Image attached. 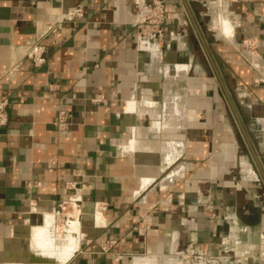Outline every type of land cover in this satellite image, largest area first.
I'll return each mask as SVG.
<instances>
[{
    "label": "crops",
    "instance_id": "obj_1",
    "mask_svg": "<svg viewBox=\"0 0 264 264\" xmlns=\"http://www.w3.org/2000/svg\"><path fill=\"white\" fill-rule=\"evenodd\" d=\"M0 98V264H264V0H0Z\"/></svg>",
    "mask_w": 264,
    "mask_h": 264
},
{
    "label": "built area",
    "instance_id": "obj_2",
    "mask_svg": "<svg viewBox=\"0 0 264 264\" xmlns=\"http://www.w3.org/2000/svg\"><path fill=\"white\" fill-rule=\"evenodd\" d=\"M219 3H238L241 0H217ZM65 20L74 22L84 18V9L82 7L71 8L65 15ZM165 11L163 3H156L151 7H144L140 27L146 32L153 29L160 31L161 26L164 23ZM57 27L51 28L55 30ZM26 58L32 62L35 68L39 69L46 63V48L41 44L39 40L28 43ZM9 102L6 99L0 98V127L6 126L9 123ZM70 115L65 112L59 114L57 123L60 127L64 128L68 125ZM99 213H105L107 211V204L102 203L97 206ZM206 210L209 214L213 213V203L210 202L206 206ZM81 204L79 201L71 200L59 204L55 211V227L70 228L74 225L81 215Z\"/></svg>",
    "mask_w": 264,
    "mask_h": 264
},
{
    "label": "bare ground",
    "instance_id": "obj_3",
    "mask_svg": "<svg viewBox=\"0 0 264 264\" xmlns=\"http://www.w3.org/2000/svg\"><path fill=\"white\" fill-rule=\"evenodd\" d=\"M52 229H53V227H52ZM48 230V229H47ZM52 233V232H51ZM53 238V237H52ZM44 246V245H43Z\"/></svg>",
    "mask_w": 264,
    "mask_h": 264
}]
</instances>
